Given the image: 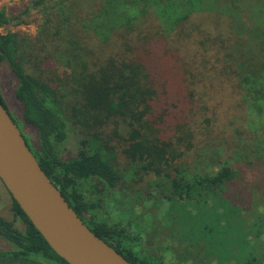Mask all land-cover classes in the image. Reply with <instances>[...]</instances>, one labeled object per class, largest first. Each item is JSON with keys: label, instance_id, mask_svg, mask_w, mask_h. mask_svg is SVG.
<instances>
[{"label": "trees", "instance_id": "obj_1", "mask_svg": "<svg viewBox=\"0 0 264 264\" xmlns=\"http://www.w3.org/2000/svg\"><path fill=\"white\" fill-rule=\"evenodd\" d=\"M54 1L32 0L16 13L0 9V63L8 66L16 81L14 97L21 109L20 116L11 119L17 126L21 122L32 128L34 138L25 137L27 148L68 206L127 262L145 264L132 250L137 237L98 220L93 212L97 201L86 199L88 189L96 194L119 189L121 169L110 163L119 148L128 176L139 182L149 176L151 183L165 184L166 199L187 219L191 220L192 213L185 206L195 209L197 219L207 211L225 222L235 237L240 235L234 250L225 243V252L235 251V264H264V200L254 195L250 208L243 209L224 197L229 186L241 179L239 169L226 160L210 174L187 178L179 168L185 154L179 147L189 149L191 131L185 123L176 124L175 133L181 135L161 137L166 115L163 98L171 95L190 108L194 102L200 105L206 94L183 54L175 55L171 63L153 56L156 42L170 31L178 42H199L204 51L201 69L212 60V68L218 65V73L241 92L247 109L264 108V0H69L65 27L50 11L38 36L1 32L9 24L25 22L29 6L39 9ZM194 13L213 17L214 32L205 36L200 24L192 20ZM62 31L68 38L63 52L71 58L65 78L46 67L54 65L48 47ZM203 34L201 39H192ZM58 81L68 89L67 110L80 135L77 153L69 160L61 159L57 151L66 139V125L58 110L64 95L58 93ZM0 104L7 110L1 95ZM237 109L228 116L225 129L240 135L238 127H233L240 122ZM261 158L264 162V143L240 161L251 165ZM7 194L12 217L0 216V238L10 248L0 250V264H67ZM260 205L262 210L257 208Z\"/></svg>", "mask_w": 264, "mask_h": 264}, {"label": "rangeland", "instance_id": "obj_2", "mask_svg": "<svg viewBox=\"0 0 264 264\" xmlns=\"http://www.w3.org/2000/svg\"><path fill=\"white\" fill-rule=\"evenodd\" d=\"M31 1L16 0L10 4L11 6L6 7L5 11L16 13L19 9L30 5ZM68 1L56 0L39 9L29 6L30 10L25 22L18 25L9 24L1 32H18L29 38L38 36L45 17L50 11L60 18L63 27H65L66 19L68 20L70 15V9L67 7ZM48 17H52V22L55 20L51 15ZM192 17V20L199 23L204 29L205 36L207 32H214L213 17L203 13H194ZM150 22H154V20ZM172 32L165 33V37L163 36L162 40L156 42L153 56L158 60L171 63L175 55L183 54L184 61L189 65L187 68L190 67V70L195 73V78L202 82L200 89L201 91L205 90L206 95L200 105L194 102L192 108H188V103L181 104L174 101L171 95L163 98L166 115L160 135L162 138L169 137V135L173 137L181 135V133H175V127L176 124L185 123L192 133V139L188 150L185 146L179 147L185 153L179 162V168L183 171V175L190 178L194 174H210L217 169L218 164L229 160L237 170L239 169L241 179L236 181L235 186H229L227 195L224 197L228 198L231 203L248 209L254 195L264 200V162L261 158L251 165H246L240 160L244 161L248 151L255 152L264 143V131H261L264 129V108L253 111L247 109L243 104L244 99L241 92H238L232 83L229 84L223 74L221 76L218 73V65L214 64L212 68L211 60L201 69L203 66L201 56L204 51L199 42H178L174 39ZM61 33L62 35L57 36L52 43L59 50L54 51L53 45L48 47L54 65L49 64L46 67L59 77L65 78L66 73L71 69L69 63L71 58L63 52V48L68 46V38L64 31ZM203 37L204 34L192 39ZM199 71H201V75ZM15 84L16 81L8 66L5 63H0V95L8 114L13 119L20 116L21 109L14 97ZM58 86V93L64 95L63 98H60L58 110L66 125V139L57 145V151L61 159L69 160L77 153L80 135L67 110L71 100L68 89L62 83ZM234 108H238L235 110L238 114L240 112V122L234 123L233 127H238L240 135L225 129L229 120L228 116H231ZM156 111L161 112L162 109L156 108ZM222 115H224V119H221ZM214 117L217 119L216 121ZM18 128L24 137L34 138L31 127L18 122ZM237 136L240 139H236ZM110 163H114V167L121 169L119 172L122 174V180L119 183V189L97 194L88 189L86 199L97 201L98 207L93 212L94 217L98 220L115 224L123 229L126 235L137 237L132 245V250L135 251L138 260L145 264H155L156 262L162 264H235L233 245L235 240L241 238L240 235L238 238L235 237L236 234L228 225L224 224L225 222L218 220L217 216L208 214L207 211H203L202 216L199 215L197 219V217L195 218V209L185 206L186 210L192 213L190 214L192 221L187 219L186 213L179 212L174 206L175 204L166 199L168 191L164 187L165 184H160L159 187L150 182L151 177L149 176H144L140 182L136 180L137 177L133 180L128 176L125 159L120 154L119 148L116 151V159L111 160ZM10 206V197L0 182L1 217L7 219L12 217ZM257 208L262 210L263 206L260 205ZM15 225L21 228V223L18 220L15 221ZM214 237H220V239L213 240ZM262 241H264V237H262ZM225 243L233 246V250L229 253L225 252ZM9 248L10 245L0 238V250ZM226 254L229 260L225 261Z\"/></svg>", "mask_w": 264, "mask_h": 264}, {"label": "water", "instance_id": "obj_3", "mask_svg": "<svg viewBox=\"0 0 264 264\" xmlns=\"http://www.w3.org/2000/svg\"><path fill=\"white\" fill-rule=\"evenodd\" d=\"M0 182L50 249L67 264H130L68 206L1 104Z\"/></svg>", "mask_w": 264, "mask_h": 264}, {"label": "built area", "instance_id": "obj_4", "mask_svg": "<svg viewBox=\"0 0 264 264\" xmlns=\"http://www.w3.org/2000/svg\"><path fill=\"white\" fill-rule=\"evenodd\" d=\"M12 2H16V0H0V9L6 10V7L11 6Z\"/></svg>", "mask_w": 264, "mask_h": 264}, {"label": "flooded vegetation", "instance_id": "obj_5", "mask_svg": "<svg viewBox=\"0 0 264 264\" xmlns=\"http://www.w3.org/2000/svg\"><path fill=\"white\" fill-rule=\"evenodd\" d=\"M18 127V126H17ZM19 129V128H18ZM22 134V133H21ZM23 137H24V135H23ZM24 140H25V137H24Z\"/></svg>", "mask_w": 264, "mask_h": 264}]
</instances>
